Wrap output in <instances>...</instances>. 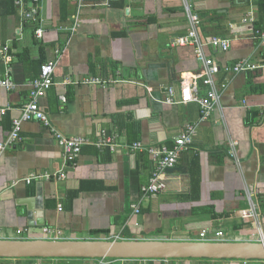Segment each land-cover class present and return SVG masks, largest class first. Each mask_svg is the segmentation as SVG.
Instances as JSON below:
<instances>
[{"label": "crops", "instance_id": "0c3cea01", "mask_svg": "<svg viewBox=\"0 0 264 264\" xmlns=\"http://www.w3.org/2000/svg\"><path fill=\"white\" fill-rule=\"evenodd\" d=\"M263 0H0V239L224 240L264 235ZM83 5L80 7V4ZM187 4L202 20L200 36L230 38L227 51L205 47L226 83L221 102L203 118L197 102L177 103L186 72L201 67L188 32ZM38 10L33 18L24 13ZM79 25L70 31L77 12ZM254 12L253 23L243 22ZM38 28L44 30L38 37ZM262 29V30H261ZM248 59L260 68L231 72ZM55 63L54 84L39 100L50 125L24 119L41 65ZM88 77L102 83H85ZM201 94L207 87L200 82ZM173 91L174 103L166 102ZM65 96L66 101L62 99ZM4 110V111H3ZM21 130L11 140L15 121ZM194 124L192 145L166 169V188L146 194L156 167L149 148L172 147ZM87 141L64 161L55 131ZM103 135L114 148L99 146ZM10 141V143H9ZM143 149H134V143ZM234 149L237 157L232 156ZM238 158V160L236 159ZM64 173V176H61ZM32 175H40L31 181ZM42 175H49L43 177ZM250 190L251 199L248 195ZM256 209V218H243ZM32 222V224H31ZM264 264L239 259L4 258L0 264Z\"/></svg>", "mask_w": 264, "mask_h": 264}, {"label": "built area", "instance_id": "2783aa9c", "mask_svg": "<svg viewBox=\"0 0 264 264\" xmlns=\"http://www.w3.org/2000/svg\"><path fill=\"white\" fill-rule=\"evenodd\" d=\"M38 1V0H34ZM84 2V0H79ZM264 1V0H263ZM17 3L23 5V0H17ZM80 7L83 5L79 3ZM38 14L37 9H33L31 12L24 13L26 18H33ZM79 14L76 13L74 23L71 27L67 28L70 31H75L79 25ZM187 14L189 18V29L187 34L181 35L176 39V43L179 45H193L195 47V53L198 60L201 63V67L197 72H186L182 76L181 80V94L180 99L177 103L188 104L191 102H197L200 105L203 118H208L216 106L221 102L222 91L226 88V83H218L216 80V75L221 71L222 65L213 57H210L206 54L205 47L210 46L215 49H221L227 51L231 47L232 40L230 38L221 37L217 35H212L206 38H202L199 33V28L202 23L201 17L191 11L190 6L187 4ZM255 20L254 12H250L248 18H245L243 22L253 23ZM44 30L38 28L36 34L38 37H42ZM264 34V31H263ZM9 46H5L0 50V54L5 56L7 60H11L12 56L8 54ZM55 63L52 61L45 62L41 65V71L38 78L33 81L34 90L32 91V100L25 105L23 109L24 119L36 118L44 121V123L50 125L47 115L40 108L39 100L41 97L45 96L50 87L54 84V70ZM228 71L231 72H242L255 70L260 68V66L254 65L248 59H243L238 61L232 66L225 67ZM85 83L92 85L101 84L102 81L100 78L88 77L84 80ZM200 82H202L206 87L207 91L205 94H201ZM14 86L12 77L9 75V70L7 75L0 79V88L5 87L11 89ZM171 96L166 99L168 103H174L173 91H170ZM62 99L66 101L65 96H62ZM4 111V110H3ZM259 114L264 115V105L259 107ZM15 128L11 137V140H15L19 136V131L21 130V121H15ZM55 131V135L64 151V161L75 162L81 154L82 147L86 143V139L80 136H69L62 132ZM196 134V126L194 124L187 125L182 133L175 138L174 145L170 148L165 145L162 147H150L149 151L154 155V160L156 161V167L153 170V173L150 177L149 183L142 186V190L146 193H159L166 188L165 175L166 169L174 167L178 161L180 153L184 150H187L193 143V137ZM10 143V141H9ZM99 146H111L115 147L113 144V139H110L106 135H103L99 140ZM5 145L0 143V151L3 150ZM134 149H143L141 143H134ZM232 156L237 157L234 149L231 150ZM238 160V158H236ZM46 177L49 175H42ZM61 176H64V173H61ZM40 177V175H32L28 178V181ZM248 195L251 199L250 190ZM243 218H256L257 212L256 209L244 210L242 212ZM260 232L262 233V239H264L263 231L260 226ZM225 238V233L222 230L216 231H207L203 230L200 234L199 240L203 241H222ZM53 239H58V236H55ZM104 259V258H103ZM144 260V259H143ZM146 260V259H145ZM145 264V263H144Z\"/></svg>", "mask_w": 264, "mask_h": 264}, {"label": "water", "instance_id": "95a60500", "mask_svg": "<svg viewBox=\"0 0 264 264\" xmlns=\"http://www.w3.org/2000/svg\"><path fill=\"white\" fill-rule=\"evenodd\" d=\"M0 257L264 260V239H0Z\"/></svg>", "mask_w": 264, "mask_h": 264}, {"label": "trees", "instance_id": "16d2710c", "mask_svg": "<svg viewBox=\"0 0 264 264\" xmlns=\"http://www.w3.org/2000/svg\"><path fill=\"white\" fill-rule=\"evenodd\" d=\"M262 8H263V14H264V1L262 2ZM262 30V29H261ZM109 259H114V258H109Z\"/></svg>", "mask_w": 264, "mask_h": 264}]
</instances>
